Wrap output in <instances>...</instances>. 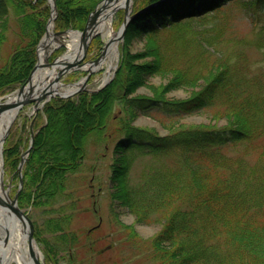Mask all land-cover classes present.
<instances>
[{
    "label": "trees",
    "instance_id": "obj_1",
    "mask_svg": "<svg viewBox=\"0 0 264 264\" xmlns=\"http://www.w3.org/2000/svg\"><path fill=\"white\" fill-rule=\"evenodd\" d=\"M101 1L55 0L53 29H82ZM145 1L143 5L156 0ZM234 1L170 0L138 13L127 26L125 43L147 37V53L123 52L115 77L100 91L54 98L44 106L46 123L36 131L23 167L19 206L52 205L62 195L67 176L78 173L85 159L87 137L105 129L117 105L121 116L115 120L118 137L109 199L140 223L162 220L159 232L143 240V257L151 264H264V25L258 16L252 39L236 38L213 52L207 41L184 36L181 27L183 20L201 18ZM249 5L254 18L264 12V0H250ZM48 7L46 0H0V96L24 84L33 70ZM173 27V37L162 40L160 33ZM221 29L222 24L210 30L217 35ZM212 42L221 44L219 39ZM251 49L256 56H249ZM145 57L151 61L136 63ZM165 75V84L151 86L152 98L130 99L150 78ZM197 87L186 99L164 97L175 89ZM153 110L171 118L209 110L227 125L220 130L185 128L164 136L132 125L133 119ZM234 146H246L255 152V160L229 155L226 150ZM19 154L16 145L6 150L14 168ZM141 156L171 159L164 169L155 166L133 184L129 172ZM59 224L48 221L46 232L64 246L69 240ZM122 227L128 230L127 240L136 241L135 231ZM35 230V241L48 261L53 260L52 242Z\"/></svg>",
    "mask_w": 264,
    "mask_h": 264
},
{
    "label": "rangeland",
    "instance_id": "obj_2",
    "mask_svg": "<svg viewBox=\"0 0 264 264\" xmlns=\"http://www.w3.org/2000/svg\"><path fill=\"white\" fill-rule=\"evenodd\" d=\"M144 1L130 0L129 9L132 14L144 6ZM148 1L150 0L145 2ZM249 1L235 0L234 2L225 3L222 8L211 11L201 18L191 21L183 20L181 21V27L183 26L182 33L184 36L193 37L201 42L204 40L207 41L211 45L209 48L212 52L217 51V49H224L226 44L231 43L230 40L236 38L245 41L250 40L253 38L252 28L255 27L254 23L258 16L260 19L257 21L260 26L264 25V12L259 11L255 13L254 18ZM46 4L49 6L48 0H46ZM124 18V8L117 10L112 15L111 26L114 32H117L120 28ZM220 24H222V29L216 35L210 29ZM83 29L84 26L82 29H66L59 32H67L68 30L82 31ZM53 30L54 33L58 32L55 29ZM176 30L177 28L173 27L161 32V39L170 40L173 34L176 33ZM124 35L118 42V47L116 46L117 54L113 60L114 67L109 76L108 83L104 85L101 81L105 71V63H102L96 71L92 72V77L89 79V85L87 87L88 90L100 91V89H103L113 80L116 70L119 67L120 56L123 52L128 51V54L136 56L149 51V42L151 43V41L147 37H137V39H131V42L126 44ZM101 36L97 34L91 39L85 57L82 58V64L95 61L101 55L105 46V39ZM213 39H219L221 44L216 45L212 42ZM9 40H12V36L9 37ZM66 48L65 44L58 43L47 55V62L51 63L56 58L62 56L66 52ZM7 51H9V47L5 46L4 52L7 53ZM247 51L250 57L256 56L254 49ZM149 61H151V58L145 57L136 61V63H148ZM46 65L47 63L45 61L42 62L41 68L44 70L51 69ZM85 74L86 71L84 70H74L64 74L60 80L63 83H72L83 78ZM167 79L168 75L164 77L153 76L149 79L148 85L136 90L131 94L130 99L138 96L152 98L154 94L151 86L159 87L165 84ZM199 84H203V82L201 81ZM198 89L199 87L179 88L166 93L164 97L170 100L186 99L190 97L189 95L193 91ZM10 93L2 95L0 98L8 96ZM31 108V105H25L19 114L15 116L9 133L0 147V171H3L5 187L8 188L11 199L15 198L17 194L19 177L23 175V171L19 174L18 167H13L11 158L7 157L6 159V150L16 145L20 152L18 156L20 162V156L27 150V145H29L30 135L33 132L36 133L46 123L45 116L42 114L43 108L33 114H29ZM111 110L110 117L106 121L107 125L105 129L101 133H98V135L90 133V136L87 137L85 159L78 173L67 176L64 186L65 190L62 195L55 197L56 200L52 202V205L34 207L30 204H25L23 207H20L27 214L34 230L36 229L35 231L40 233L39 238L52 242V252L56 253L53 260L48 261L46 251H43L42 246L39 249L42 255V260L40 261L43 264H151L150 260L147 261L143 257L145 249L142 247V243H144L143 240H148V238H152L159 232L162 226V220L148 223V225L146 223H140L133 213L129 212L126 208L116 206V203L111 202L109 199L111 190L109 177L113 157L112 150L118 137L116 132L118 124L115 120L117 116L118 118L121 116L117 105H114ZM32 120L34 121L33 124ZM132 125L142 130H149L159 136H164L185 128L220 130L227 125V121L213 118L209 110H203L196 114L179 118L167 117L162 112L153 110L147 115H140L133 119ZM226 152L229 155H241L249 161L255 160L254 157L252 158L255 152L249 151L246 146H234L228 148ZM170 159L167 156L158 158L150 156L137 157L133 162L131 172H129L131 183L137 184L140 182L145 172L150 171L155 166L164 169L169 164L168 160ZM52 219L55 222L57 221V224H61L59 225L63 233L68 236V244L61 246L53 240L55 237L54 234L46 232L47 222ZM124 225L130 226L135 231L136 241L127 240L128 230L123 229L122 226ZM70 241L73 245H71ZM54 248H59V250L54 251Z\"/></svg>",
    "mask_w": 264,
    "mask_h": 264
},
{
    "label": "bare ground",
    "instance_id": "obj_3",
    "mask_svg": "<svg viewBox=\"0 0 264 264\" xmlns=\"http://www.w3.org/2000/svg\"><path fill=\"white\" fill-rule=\"evenodd\" d=\"M127 0H121V6L126 7ZM128 10H130L128 8ZM109 9L105 10L104 14L100 15V21L97 22L96 26L91 25L86 30V35L91 37V35L100 34L105 39V46L103 48L102 61L97 66H91L86 64L80 67V70H97L102 63H105V71L101 78L102 84L109 80V76L113 71V60L116 58L117 45L120 38L116 37V33L112 29L111 17L112 14L109 13ZM130 12V11H129ZM54 16V15H53ZM53 18V17H52ZM53 23L51 22L48 26L46 34L41 39L40 47L38 51V58L40 63L43 62V58L47 56L58 43H63L66 45V52L59 57L58 66L53 69H43L38 68L34 71L32 78L30 80L29 88L36 91L38 95L43 92L50 91L52 96L54 95H65L74 93L80 87V84L76 85H64L62 81L54 83L56 76L61 75L64 70L65 73L76 70L75 67L68 68L71 66L75 59L80 58L81 55V40L82 31H68L62 36H54ZM94 26V27H93ZM85 27V25H84ZM80 40V42H79ZM117 46V47H116ZM69 64V65H67ZM64 74H62L63 76ZM51 84H53L51 86ZM51 86V87H49ZM50 97V96H49ZM10 101L15 100V96L9 98ZM29 114H33L37 111L38 107L31 106ZM23 109V108H21ZM21 109H5L0 108V147L1 136H3L8 125L15 119V116L19 114ZM1 156V148H0ZM1 163V158H0ZM9 190L5 187L4 177L0 174V201L10 203ZM25 224L20 218L14 216L12 213L6 211L0 205V237L3 233H7L8 241L7 245L3 248L0 244V264H42L40 261L42 258L41 253L38 252L36 245L32 246L27 242V232L25 231Z\"/></svg>",
    "mask_w": 264,
    "mask_h": 264
},
{
    "label": "water",
    "instance_id": "obj_4",
    "mask_svg": "<svg viewBox=\"0 0 264 264\" xmlns=\"http://www.w3.org/2000/svg\"><path fill=\"white\" fill-rule=\"evenodd\" d=\"M160 1H164V0H160ZM160 1H158V2L160 3ZM48 2H49V6H50L49 7L50 8V17H49V20L47 22L46 28H48V26H49V24L51 22L52 23L54 22V19H55L54 17L56 15L55 1L54 0H48ZM129 3H130V0H127V3H126L127 5L124 8L125 18H124V21H123L121 27L119 28L118 32L116 33V35H117L116 37H118L120 39L125 34V31L127 29V24H129L132 21V19L135 17V15H137V14H135V15H130L129 14L130 13L129 12L130 10H128V8L130 7ZM121 8H123L121 6V0H103L100 3V7L99 6L96 7V9L89 15L88 20L86 22V25L84 27L83 33H82V37H81L82 38V45H81V49L82 50H81L80 58L75 59L73 64L71 66H69L68 68H71V67H75L76 68L77 67L76 68V70H77V69H80V67L83 66V64L81 63L82 60H83L82 58L85 57V54H86V51H87V47H88V45L90 43V40L94 37V35H91V37H88L86 35V30L89 28V26H91V25L96 26L97 22L100 21V19H99L101 17L100 15L102 13L104 14L105 10L109 9V11H110L109 13L113 14V13H115L117 10H119ZM68 31H71V30H68ZM46 32H47V29L45 31V34H46ZM65 33L66 32H55L54 36H61L62 34H65ZM40 43H41V40H40V42H39V44L37 46V49L35 50L36 53H37V60H36L37 63L35 65L34 69L32 70V72H31L26 84L24 83L23 86H21L16 92H14L16 94V95H14L15 96V100H13V101L9 100L11 95L14 94V93H12L9 96H7L6 100H4V98H0V108H5V109H9V110L10 109H14V108L20 109L25 104L26 105L27 104H33L34 107H38L39 105H41V107H42L52 97V93L50 91H48L46 93L43 92V93L38 95L37 93H35L36 91H34L31 88H29V84H30L29 82H30V80L32 78V75H33L34 71H36L38 68L41 67V63H40V61H38L39 58H38V51H37L39 49V47H40ZM53 49H51V50H53ZM103 56L104 55L102 53L101 56L98 57V60H95L94 62L90 63V65L94 66L95 64L100 63L102 61L101 57H103ZM58 59L59 58H56L51 63H48L47 62V56H45L43 58V62L45 61V63H47V66H50L53 69V68L58 66V64H59L58 63L59 62ZM67 65H69V64H67ZM66 71L67 70H64L62 74H65ZM92 72H93V70H89L87 75L83 79H81L82 80V86L78 90H76L74 93L65 94V95H59V96L62 97V98H69V97H72V96L76 95L79 92H82V91L86 90L87 81L90 78ZM62 74L61 75L58 74L56 76V78H55V81H53V82L54 83L58 82V80H60ZM107 83L108 82L104 83V85H106ZM76 84H78V83L68 84V85H76ZM52 85L53 84H51V86ZM51 86H49V87H51ZM12 123H13V121L8 125V127L6 128L3 136H1L2 137L1 138V145L3 144V142L6 139V136L9 133V129H10ZM30 136H31L30 145H29V148L25 151V153L21 156L22 159H21L20 165L18 167L19 171H21L20 167H22L24 161L26 160V156H28L29 150H30V148L33 145V139L34 138H33L32 135H30ZM2 173H3V171L2 172L0 171V174H2ZM20 177H21V175H20ZM19 182H20V185H22V180L21 179L19 180ZM17 197H18V194L15 196L14 199H9L10 203H6V202H3V201H0V205L4 209H6V211L12 213L14 216H17L18 218L21 219V221L24 222L25 229H26L25 231L27 232V240H28L27 242H29V244L31 246H32V244L36 245V243L34 241L35 239L33 237V231H32L33 230V226L31 224L29 218L27 217V215L22 210L19 209V207L17 205V200H16ZM7 241H8V235H7V233L4 232L2 237H0V244H1V246L3 248L7 245V243H6Z\"/></svg>",
    "mask_w": 264,
    "mask_h": 264
}]
</instances>
